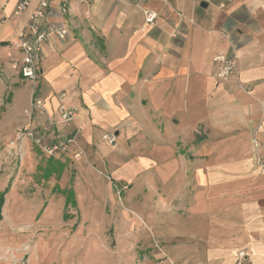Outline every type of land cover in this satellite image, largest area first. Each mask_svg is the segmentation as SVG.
Wrapping results in <instances>:
<instances>
[{"label":"crops","instance_id":"0c3cea01","mask_svg":"<svg viewBox=\"0 0 264 264\" xmlns=\"http://www.w3.org/2000/svg\"><path fill=\"white\" fill-rule=\"evenodd\" d=\"M38 1L15 13L19 0H0L3 67L21 58L13 43ZM46 25L67 35L42 43L36 80L12 73L47 119L77 108L54 132L109 158L122 187L142 173L163 188L156 235L175 264H233L239 250L264 264V0H74L66 14L53 0ZM232 51L220 81L213 57ZM133 157L148 161L136 172Z\"/></svg>","mask_w":264,"mask_h":264},{"label":"rangeland","instance_id":"374dc122","mask_svg":"<svg viewBox=\"0 0 264 264\" xmlns=\"http://www.w3.org/2000/svg\"><path fill=\"white\" fill-rule=\"evenodd\" d=\"M9 69L0 64V264H175L156 235L163 188L142 173L122 187L109 158L86 159L76 139L79 158L43 152L26 131L47 113L30 111L34 86ZM133 158L141 170L147 158Z\"/></svg>","mask_w":264,"mask_h":264},{"label":"built area","instance_id":"2783aa9c","mask_svg":"<svg viewBox=\"0 0 264 264\" xmlns=\"http://www.w3.org/2000/svg\"><path fill=\"white\" fill-rule=\"evenodd\" d=\"M52 1L53 0L38 1L36 7L29 16L26 28L18 33L17 40L13 43V45L21 51L22 56L20 59H14L12 61L11 68L16 73L30 81H35L37 78L42 43L51 35L56 36L59 39H63L67 35L66 27L46 25V18ZM57 1L61 12L66 14L69 10L70 3L74 0ZM30 2L31 0H19L14 12L18 13L25 10ZM155 16L156 13H146L147 21H152ZM213 61L216 65V71L214 73L216 79L227 81L236 70L237 55L235 51H232L229 55L218 53L214 55ZM29 108L30 111L38 110L40 114L47 113L44 103L40 98L30 101ZM76 115V107L59 104L56 109L57 117L55 120L47 119L48 124L46 126H41V128L38 129L33 128L26 132L32 138L36 146H38L43 152L49 156L58 158L68 148V145L75 141V138L74 135H70L63 140H57L58 135L53 130L54 126L59 124L68 125L73 121ZM103 138L108 143L115 142V136L113 134H104ZM74 156L79 158L80 152L76 151ZM247 256L248 253L245 250H239L236 253L233 264H247Z\"/></svg>","mask_w":264,"mask_h":264},{"label":"trees","instance_id":"16d2710c","mask_svg":"<svg viewBox=\"0 0 264 264\" xmlns=\"http://www.w3.org/2000/svg\"><path fill=\"white\" fill-rule=\"evenodd\" d=\"M2 201H3V197L0 196V206L2 205ZM0 217H1V215H0Z\"/></svg>","mask_w":264,"mask_h":264}]
</instances>
